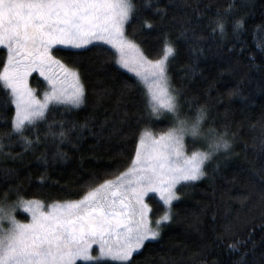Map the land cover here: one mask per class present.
<instances>
[{"label": "snow or ice", "instance_id": "obj_1", "mask_svg": "<svg viewBox=\"0 0 264 264\" xmlns=\"http://www.w3.org/2000/svg\"><path fill=\"white\" fill-rule=\"evenodd\" d=\"M237 8L236 0H226L223 8L218 7L208 17L210 34L219 33L223 38L229 28L233 33L243 31L246 13L237 14ZM166 15L161 0H0V45L6 49L0 67V87L6 99L0 101V108L7 111L8 105H14L11 115L0 117L5 124L0 129V157L20 155L10 150L15 137L21 152L54 144L51 159H64L67 153L60 143L71 144V133L89 129L87 118L83 122L48 119L49 114L55 117L53 110L58 105L78 107L85 103L86 96L79 69L54 55V45L65 46L63 50L67 51L100 49L97 55H107L134 73L142 84L145 111L140 118L151 122L163 115L168 119L159 132L148 124L139 127L132 134L134 153L130 163L111 178L87 187L77 199L45 202L36 196L25 198L19 183L0 190V264H76L78 259L91 264H132L134 253L146 241L160 237L165 222L172 220V205L181 196L177 186L186 187L206 176V162H213L214 156L223 154L227 159L234 155L238 129H230L227 123L217 127L210 105L184 95L183 89L172 83L168 69L176 57L175 42L163 34L161 54L149 58L140 43L126 34V23L132 20L151 32L159 27L152 16L163 20ZM196 15L199 18L201 14ZM186 20L190 22L191 17ZM190 31L191 62L184 67L195 72L199 71L197 60L203 54L199 47L203 36L182 26V34ZM252 36L264 49V24L257 25ZM249 56L254 62L251 53ZM234 67L223 71L231 72ZM33 70L47 82L42 97L28 84ZM247 75L246 69L237 85L228 90L229 97L241 94L239 85ZM123 87L133 85L125 82ZM41 123L44 131L38 126ZM261 127L264 130V122ZM259 148L264 156V134ZM36 158L47 165L45 151ZM218 169L217 160L213 170ZM253 172L264 181V165ZM45 175L42 172L37 179L44 181ZM150 192L158 194L164 207L155 219L145 200ZM17 207L26 209L31 218L18 220L14 215ZM230 229L231 225L224 226L226 232ZM93 245L97 246L95 255ZM228 248L239 253L232 264H249V248L244 241L235 239Z\"/></svg>", "mask_w": 264, "mask_h": 264}, {"label": "trees", "instance_id": "obj_2", "mask_svg": "<svg viewBox=\"0 0 264 264\" xmlns=\"http://www.w3.org/2000/svg\"><path fill=\"white\" fill-rule=\"evenodd\" d=\"M236 2V13H246L244 30L233 33L229 28L223 38L219 33L210 34L208 17L213 16L218 7L223 8L226 0H161L167 15L163 20L152 16L157 20L158 29L146 32L135 20L126 23V34L140 43L149 58L161 54L162 36L167 34L177 48L175 59L169 62L172 83L181 87L184 95L210 105V115L215 118L217 127L227 123L230 129H238L234 155L227 159L223 154L214 156L213 162H206V176L178 188L181 196L172 205V220L165 223L160 237L146 241L134 253L132 264H211L212 261L232 264L239 253L230 250L228 245L235 239L244 241L249 248V264H264V181L253 172L254 168L264 165L259 148L264 134L261 127L264 122V49L257 46L252 36L256 26L264 24V0ZM197 12L201 14L199 18ZM187 17H191L190 22ZM182 26L203 36L199 42L203 49L197 60L199 71L185 70L184 66L191 62L193 41L191 31L182 34ZM94 44L109 48L105 44ZM63 49L65 47H54V55L79 69L86 89L85 103L79 108L58 105L53 110L55 117L49 114L48 119L83 122L87 118L89 129L71 133V144L60 143L59 147L67 156L54 162L51 159V153L56 150L54 144L21 152L20 143L13 137L10 150L20 155L0 157V190L19 183L25 198L36 196L45 202L77 199L87 187L111 178L130 163L134 153L132 134L139 127L148 124L159 132L168 123L164 120L167 118L151 122L140 118L145 111L140 82L107 55H97L100 49ZM250 53L254 62L250 61ZM5 58L6 50L0 48V67ZM250 63L254 66L249 67ZM231 65H235L233 71H223ZM246 69L247 78L239 85L241 94L229 97L228 90L237 85L240 74ZM125 82L133 87L124 88ZM32 83L40 89L44 86L43 79L36 75L32 76ZM4 99L5 91L0 87V101ZM13 111L11 104L7 111L0 108V117L11 115ZM38 126L41 131L45 130L44 123ZM4 127L0 121V129ZM188 145L191 147L190 140ZM41 151L48 155L47 165L36 158ZM217 160L219 169L214 171ZM42 172L46 174L44 181L37 179ZM147 200L151 217L155 219L164 210L163 203L155 196ZM17 217L27 220L28 216L18 211ZM226 224L231 225L230 231L224 230ZM76 264L91 262L77 261Z\"/></svg>", "mask_w": 264, "mask_h": 264}, {"label": "rangeland", "instance_id": "obj_3", "mask_svg": "<svg viewBox=\"0 0 264 264\" xmlns=\"http://www.w3.org/2000/svg\"><path fill=\"white\" fill-rule=\"evenodd\" d=\"M93 43H101V44H104V42H102V41H94ZM106 45V44H105ZM107 46H109V45H107ZM54 47H56V45H54L53 46V48ZM61 47H65V46H61ZM110 47V46H109ZM0 48H4L5 49V47L4 46H2V45H0ZM6 50V49H5ZM121 67V66H120ZM123 68V67H122ZM123 69H125V68H123ZM125 70H127L128 72H130L128 69H125ZM130 73H132V72H130ZM134 76H135V74L134 73H132ZM33 75H36L37 77H39V78H41V79H43V82H44V86H43V88H39V87H37V86H35L33 83H32V76ZM136 77V76H135ZM28 84H29V86L31 87V88H33L34 90H35V92H36V95L38 96V97H42V94H43V92L47 89V87H48V85H47V82H46V80H45V78L43 77V76H41L40 75V73L38 72V71H36V70H33L31 73H29V76H28ZM141 86H142V84H141ZM143 87V86H142ZM83 105V104H82ZM82 105H80V106H78V107H76V106H70V107H74V108H79V107H81ZM164 118H166L165 116H160V117H156V118H154V120H163ZM164 120H168V119H164ZM191 142V141H190ZM187 143H188V141H187ZM202 146V145H201ZM200 179H202V177L200 178ZM199 179V180H200ZM198 181V180H197ZM195 182V181H194ZM180 186H177V191H178V188H179ZM150 196H155V197H157L161 202H162V200L160 199V197L158 196V194H156V193H154V192H150V193H148L146 196H145V200H146V202L148 203V197H150ZM163 203V202H162ZM149 204V203H148ZM21 212L22 214H26L28 217H27V220H29L30 218H31V215H30V213H28L27 212V210L26 209H23V208H20V207H17L16 208V210H15V212H14V215L17 217V212ZM150 216H151V208H150ZM17 219L18 220H21L20 218H18L17 217ZM27 220H21V221H27ZM166 223V222H165ZM6 226V225H5ZM157 239V238H156ZM96 248H97V246L96 245H93V250H92V255H95L96 254ZM138 251V250H137ZM77 261H84V262H90V261H86V260H83V259H78Z\"/></svg>", "mask_w": 264, "mask_h": 264}]
</instances>
